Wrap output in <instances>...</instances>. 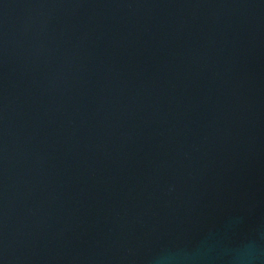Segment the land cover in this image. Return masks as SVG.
Masks as SVG:
<instances>
[{"label": "water", "instance_id": "water-1", "mask_svg": "<svg viewBox=\"0 0 264 264\" xmlns=\"http://www.w3.org/2000/svg\"><path fill=\"white\" fill-rule=\"evenodd\" d=\"M0 264H264V0H0Z\"/></svg>", "mask_w": 264, "mask_h": 264}]
</instances>
